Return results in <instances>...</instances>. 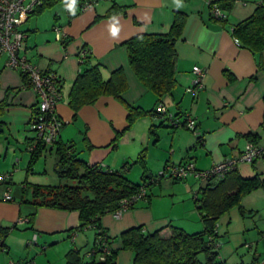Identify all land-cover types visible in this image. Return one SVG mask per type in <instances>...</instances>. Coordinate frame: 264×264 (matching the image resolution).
Here are the masks:
<instances>
[{"label":"crops","instance_id":"1","mask_svg":"<svg viewBox=\"0 0 264 264\" xmlns=\"http://www.w3.org/2000/svg\"><path fill=\"white\" fill-rule=\"evenodd\" d=\"M210 1L76 0L73 4L71 0L70 9L63 17L54 13V19L59 21L52 25V29H41L38 25L21 26L28 34V59L58 78L61 96L55 111L62 121L58 139L71 146L72 153L86 163L122 170L124 174L128 169L123 170V166L133 160L144 145L147 150L146 168L148 156L156 151L159 153L158 164L169 162L178 165L193 160L197 169L206 170L225 158L237 157L249 141L246 134L258 133L264 139L261 128L264 50L261 54L252 51L240 40L235 41L232 33L233 25L249 16L257 4L264 5V0H233L229 8L220 7L224 15L222 19L213 15ZM113 3L123 6L124 12L104 16ZM176 11L186 14L182 34L174 45L177 84L171 94L157 101L155 94L132 71L123 43L137 34L167 33ZM113 28L118 29L115 35L112 34ZM56 29L62 34L60 41L55 39ZM85 54L91 58L84 59ZM95 63L99 64L103 79H107L114 69H123L127 89L121 97L125 103L143 110L156 109L162 104L167 116L189 113L196 120L199 135L184 126L170 130L167 122L156 114L140 116L128 125L127 107L110 95H102L94 103L82 105L74 114L68 105L72 83L79 72ZM194 65L203 68L205 74L202 87L191 94L186 88L193 79ZM0 102L5 103L0 114V175L9 174L8 182L0 183V242H4L0 257L5 260L4 254L11 249L12 242L25 244L29 240L26 232H15L18 226L26 224L18 220L25 219L34 211L32 205L25 203L30 198V187L23 186L46 184L30 180L32 172L28 171L33 169L29 167V159L26 164L23 159L24 151H28V146L34 142L30 123L36 111L37 96L30 84L23 82L19 71L5 66L4 56H0ZM162 139L169 142L167 160ZM237 170L243 177L258 173L255 162H240ZM200 185L199 182V189ZM8 188L11 200L3 197ZM188 209L191 211L190 207ZM234 209L232 207L217 220L218 238H225L223 243L219 240V259L223 261L226 255L236 252L244 244L245 227L236 219L238 216ZM193 217L196 222L191 227L190 220L186 218L181 221V218L162 215L152 198L147 196L122 212L119 218L104 214L99 224L111 241L110 247L116 250L115 263L131 264L133 252L123 249L119 240L122 231L142 226L149 233L159 230L165 238L170 235L169 224L185 231H201L200 215L198 219L196 215ZM79 223L77 211L38 207L30 223V234L36 243L63 241L64 264H81L68 263L66 254L77 250V256H80L78 246L82 245V238L79 233L88 229L93 231V243L95 232L93 228L77 230ZM4 228L7 229L3 236ZM82 259L85 262L84 257ZM22 262L32 264V260Z\"/></svg>","mask_w":264,"mask_h":264},{"label":"trees","instance_id":"2","mask_svg":"<svg viewBox=\"0 0 264 264\" xmlns=\"http://www.w3.org/2000/svg\"><path fill=\"white\" fill-rule=\"evenodd\" d=\"M57 1H64L68 5L71 2V0H45L32 14L41 12L46 6H50ZM232 3L233 0H212L210 1V8L212 9L213 6H217L219 9L220 7L229 8ZM123 12V6L113 3L104 16L109 17ZM185 20L186 14L176 11L170 30L167 33L137 34L123 43L127 49L128 63L132 71L138 80L155 94L157 101H162L164 96L171 94L177 84L174 45L182 34ZM232 33L236 37L235 39L240 40L244 46L261 54L264 50V5L257 4L249 16L233 25ZM90 58L89 55L85 54L84 59L88 60ZM19 73L23 82L28 83L26 74ZM126 89L127 80L121 67L114 69L107 79H103L99 64L95 63L76 76L69 91L68 105L75 114L82 105L92 104L102 95H110L127 107L128 125H131L140 116L156 114L154 108L143 110L139 106L125 103L121 94ZM4 107L5 103L0 102V114ZM168 126L173 128L170 124ZM1 127L0 122V132ZM152 127L151 129H153ZM261 128L264 131V113ZM245 136L249 139V142L260 143L264 141L258 133L250 132ZM50 146L56 152L55 172L60 178L73 179L74 183L23 186V188L28 187V189L30 187V198L25 200V203L32 205L34 209L32 213L25 216L26 223H31L34 212L38 207L77 211L80 223L76 229L84 230L87 227H92L95 233L91 248L98 249L101 245L100 240H102L107 243L109 252L106 254L104 261H97L88 257L89 261L84 262L81 256H77V250H70L66 254L67 262L116 264V250L110 247L111 241L99 224L100 218L104 214L116 210L120 206L121 200L130 198L141 187L146 189L152 183L158 182L160 178L157 175L153 176L145 172V155L143 151L134 160V162L141 164L144 171L142 173V184H139L129 180L122 170H110L100 164L86 163L75 153H72L71 146L64 144L59 139L55 140ZM46 147L47 145L44 143H37L32 150H28L31 156L29 167L34 157ZM125 168L126 165L123 166V169ZM8 180L9 174L3 182H8ZM174 180L180 179L174 178ZM200 184L199 194H195L194 200L203 229L189 233L181 227L169 224L170 235L165 238L159 234V230L149 233L145 232L142 226L130 227L120 233L119 240L123 249L133 252L131 264L224 263L219 259L220 242L216 232L217 220L232 207L237 206L242 211V197L249 191L264 186V180L260 178L259 173H255L250 177H243L238 173L237 166H235L222 177H211L204 182L200 181ZM147 196L146 190L144 198ZM6 229L4 228L3 236ZM3 246L4 242L2 240L0 249Z\"/></svg>","mask_w":264,"mask_h":264},{"label":"rangeland","instance_id":"3","mask_svg":"<svg viewBox=\"0 0 264 264\" xmlns=\"http://www.w3.org/2000/svg\"><path fill=\"white\" fill-rule=\"evenodd\" d=\"M66 6H68V4L64 1L54 2L52 5L46 6L41 12L30 15L29 19L24 21L21 26L25 28L27 26L38 25L41 29H52V25L59 21L58 19H54V13L60 14L61 17H63L66 13ZM169 128L170 130L172 129L171 127ZM167 140L168 139H162V143H164L165 146L163 150L165 149L166 160L170 152L169 142ZM141 151L144 152V159H146L147 162V150L145 145L141 147ZM153 152V154L148 156L147 168L144 163L146 168L144 170L147 174L156 176V174L163 171L164 165L162 162L158 164L157 157L159 153L156 151ZM23 154V159H25L26 164V160H30L31 156L28 151H24ZM55 155L56 152L54 148L46 147L41 150L40 154L34 157L30 165L33 171H28L32 172L30 177L31 181L44 183L46 185L74 183L73 179L66 177L60 178L55 172L53 169L54 163L56 162ZM137 156L133 160L127 162L125 168L126 170L128 169L127 175H124L132 182L142 184V173L144 171L141 164L134 162ZM255 163L260 178L264 180V157L256 160ZM167 164H169V162ZM159 180L160 183H152L146 188L147 195L152 198L158 211L162 215H167V217H172L173 219L181 218L182 221V218H186L190 220L189 224L193 227V225H195L193 223L196 222L193 216L196 215L198 219L199 215L194 196L195 194H199L200 181L193 175L188 176L186 179L174 180L169 176L167 171H165V175L160 177ZM241 206L242 211L237 206H235L234 210L237 212L238 216L236 219H239L241 226L245 227L244 244L240 246L236 252L226 255L225 260L221 261L224 262L223 264H264V186L246 193L241 199ZM189 207L191 211L188 209ZM21 231L26 232L29 240H26L27 242L25 241V244L12 242L11 249L4 254L6 255L5 260H1L0 257V264H24L25 262L23 263L22 261L25 260H32V264H64L63 241L55 244H50L48 241L34 242L32 240V234H30L31 230L29 223L18 226L17 230H15V232ZM193 231L199 230H191L188 232L192 233ZM79 234L80 238H82V245L78 246L81 252L80 256L84 257L85 261H89L85 251L92 246L93 231L88 229V231L84 230ZM65 240L71 241L70 238H65ZM219 240L223 243L225 238L221 236ZM200 258H202V256H200Z\"/></svg>","mask_w":264,"mask_h":264},{"label":"built area","instance_id":"4","mask_svg":"<svg viewBox=\"0 0 264 264\" xmlns=\"http://www.w3.org/2000/svg\"><path fill=\"white\" fill-rule=\"evenodd\" d=\"M44 1L0 0V56H5V66L26 74L28 83L37 96L36 112L33 114L30 123L34 142L28 146V150H32L37 143L52 145L58 139L62 125V121L55 111L56 104L61 96L58 78L52 72L41 70L28 59L26 54V39L28 34L21 27L24 19L32 14ZM94 1L96 0H90V2ZM69 9L70 6H66V10ZM211 12L218 18L224 17L217 6H213ZM55 39L62 40V34L58 29L55 30ZM192 73L194 76L186 91L194 94L202 87L205 70L198 65H194ZM166 114L165 107L162 104L158 105L156 115H160L173 128L184 126L192 130L196 135H199L196 128V120L189 113H182L176 116H167ZM262 157H264V141L260 143L248 141L237 157L225 158L214 163L209 169L199 170L195 167L193 161L188 160L178 165L165 164L163 171L156 175L158 178L163 177L165 171H167L173 179L181 180L193 175L199 181L204 182L211 177H222L240 162L252 163ZM101 166L104 167L103 165ZM7 177V173L1 174L0 183ZM145 194V187H141L130 198L121 200L120 206L110 214L114 218H119L122 212L129 209L136 201L143 199ZM3 197L6 200L12 199L9 188L5 191ZM24 221H27L26 218L18 220L20 223ZM33 241L36 242L35 239ZM100 241L101 245H99V248H91L86 255L97 261H104L109 248L105 241Z\"/></svg>","mask_w":264,"mask_h":264},{"label":"clouds","instance_id":"5","mask_svg":"<svg viewBox=\"0 0 264 264\" xmlns=\"http://www.w3.org/2000/svg\"><path fill=\"white\" fill-rule=\"evenodd\" d=\"M75 2H76V0H72V3H73V4H75ZM73 14H74V13H73ZM117 31H118V29L113 28V29H112V34L115 35Z\"/></svg>","mask_w":264,"mask_h":264}]
</instances>
